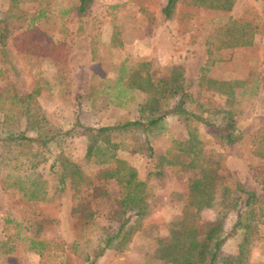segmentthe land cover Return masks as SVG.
Returning a JSON list of instances; mask_svg holds the SVG:
<instances>
[{
  "label": "rangeland",
  "instance_id": "obj_1",
  "mask_svg": "<svg viewBox=\"0 0 264 264\" xmlns=\"http://www.w3.org/2000/svg\"><path fill=\"white\" fill-rule=\"evenodd\" d=\"M164 1L91 0L79 15L75 0H0V264H169L157 258L156 241L181 217L193 170L159 157L179 153L172 141L188 131L215 173L212 200L196 214L198 237L213 225L225 235L243 196L236 187L251 191L253 225L241 263L264 264V155L255 154H264V0H231L227 10L206 7L211 0H177L167 19ZM239 36L250 44L235 45ZM132 72L153 87L181 89L193 100L187 109L216 124L229 111L238 139L222 144L210 127L176 114L146 133H107L116 156L146 185L145 210L127 241L96 254L115 224L120 188L96 177L108 164L84 155L83 128L144 117L150 98L169 106L176 97L127 87ZM30 121L37 123L30 128ZM38 127L45 144L2 141L7 132L36 137ZM60 158L84 179L65 178L57 190ZM35 174L38 199H27L14 184L30 188L24 180ZM241 233L226 236L219 258L237 253ZM29 239L44 242L39 253Z\"/></svg>",
  "mask_w": 264,
  "mask_h": 264
},
{
  "label": "trees",
  "instance_id": "obj_2",
  "mask_svg": "<svg viewBox=\"0 0 264 264\" xmlns=\"http://www.w3.org/2000/svg\"><path fill=\"white\" fill-rule=\"evenodd\" d=\"M91 0H75L76 12L81 15L85 13ZM177 0H165L160 8V13L164 19L169 18ZM199 1H193L192 4L198 5ZM201 2V1H200ZM199 2V3H200ZM231 0H211L210 5L206 7L213 9L227 10L230 8ZM235 42V45H248L250 41L242 40ZM2 34L0 32V40ZM142 65V64H141ZM138 74L132 72L127 82V87L138 88L142 91L148 90L149 87L158 91L169 94H176L173 103L169 106H156L152 95V101L147 103L148 114L144 117L138 115L132 120H124L112 125L98 126L96 128L84 127L87 133V144L85 146L84 155L92 158L95 163H107L108 165L99 169L95 175L97 178H113L119 185L120 193L117 200V208L115 212L117 217L114 219L115 224L110 230L103 231L97 241L96 254H100L103 249L109 248L114 242L118 244L127 241L132 228L136 221L144 214L145 210V194L146 185L139 180L135 171L127 165V163L116 156L115 148L117 143L110 142L105 139L110 131H121L130 128H136L139 131L146 133L152 128L159 126V122L165 116L176 114L184 121H196L213 129V133L219 138L222 144H230L238 139L237 131L234 126V120L229 111H223L222 123L215 122L202 117L199 113H193L187 109L186 103L193 101L187 93L176 87H166L165 85L155 84L154 87L146 77L137 79ZM210 83H215L214 80H208ZM165 82V81H163ZM165 84V83H164ZM120 93V90H117ZM27 96L21 98L25 100ZM21 114H26V106L19 107ZM37 123L35 121L28 122L29 127ZM39 127L36 128V137H28L22 132H7L2 141L5 146L9 144L23 145L28 143L45 144L48 138L42 137ZM40 135V136H38ZM187 138L181 142L172 141L173 146L177 147L179 153H173L170 156H160L166 163L176 162L183 168L193 170V175L186 181V200L182 207L181 217L173 226L168 228L167 237L156 241V256L159 260L169 264H242L241 256L243 245L247 242L250 229L253 225V205L256 202V196L253 192L242 188L235 189L243 196L238 198L239 209L236 211L235 219L230 228L221 236L218 234V227L213 225L204 231L202 237H198V231L195 226L197 211L203 207L209 206L213 196V184L215 173L206 164L207 160L202 156L201 150L196 147L199 141L195 135L188 131ZM45 138V139H44ZM146 143V140H145ZM149 149V147H146ZM172 148V146L170 147ZM167 154L169 150L165 151ZM256 155H264L255 153ZM60 171L57 175V190H62L65 178L71 182H79L84 178L79 172L78 167L66 158L59 160ZM28 178L27 176L23 177ZM32 187L28 188L22 184L15 185L16 189L27 199H38L37 188L40 187V177L35 174L27 180ZM13 186V185H12ZM100 193L102 191H99ZM242 230L241 241L238 245L237 253L233 256L219 258L220 246L229 233L234 230ZM44 246L43 241L28 240V248L40 252Z\"/></svg>",
  "mask_w": 264,
  "mask_h": 264
}]
</instances>
